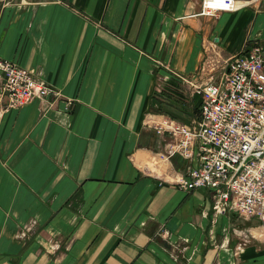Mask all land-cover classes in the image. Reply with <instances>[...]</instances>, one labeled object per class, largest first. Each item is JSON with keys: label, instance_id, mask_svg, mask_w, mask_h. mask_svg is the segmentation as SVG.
I'll return each mask as SVG.
<instances>
[{"label": "crops", "instance_id": "0c3cea01", "mask_svg": "<svg viewBox=\"0 0 264 264\" xmlns=\"http://www.w3.org/2000/svg\"><path fill=\"white\" fill-rule=\"evenodd\" d=\"M200 1L0 0V58L62 93L0 101V264H264L258 218L174 185L190 161L164 156L152 125L199 117L180 75L264 44V2L201 15Z\"/></svg>", "mask_w": 264, "mask_h": 264}, {"label": "built area", "instance_id": "2783aa9c", "mask_svg": "<svg viewBox=\"0 0 264 264\" xmlns=\"http://www.w3.org/2000/svg\"><path fill=\"white\" fill-rule=\"evenodd\" d=\"M262 2L201 0L198 14L216 15ZM214 64L215 59L207 56L202 77L176 74L200 97L197 119L183 122L160 113L152 125L167 140L164 156L178 154L190 161L186 171L171 181L174 185L189 192L208 189L215 213L235 211L256 217L263 235L264 44L243 48L218 69ZM159 78L162 82L166 79L163 75ZM60 97V90L44 78L14 61L0 58V101L6 100L7 107H18L35 98ZM67 104H71V99ZM168 238L170 253L178 260L186 248L171 240L170 234Z\"/></svg>", "mask_w": 264, "mask_h": 264}, {"label": "trees", "instance_id": "16d2710c", "mask_svg": "<svg viewBox=\"0 0 264 264\" xmlns=\"http://www.w3.org/2000/svg\"><path fill=\"white\" fill-rule=\"evenodd\" d=\"M158 79V78H157ZM160 95L161 93H157L156 91L153 93L152 97H153V100L154 101H159V103H161V100H160ZM155 102H153L152 104L154 105ZM156 111L160 112V111H163V107L159 106L156 108Z\"/></svg>", "mask_w": 264, "mask_h": 264}, {"label": "rangeland", "instance_id": "374dc122", "mask_svg": "<svg viewBox=\"0 0 264 264\" xmlns=\"http://www.w3.org/2000/svg\"><path fill=\"white\" fill-rule=\"evenodd\" d=\"M189 92L187 93V95H188V97H189ZM236 214H238L240 217H246L247 218V216H245V215H242V214H240V213H238V212H236ZM260 225V224H259ZM260 228V227H259ZM260 230V229H259Z\"/></svg>", "mask_w": 264, "mask_h": 264}]
</instances>
